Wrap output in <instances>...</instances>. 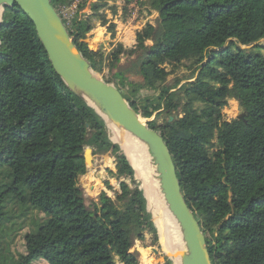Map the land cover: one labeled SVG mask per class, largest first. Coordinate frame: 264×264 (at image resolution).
Masks as SVG:
<instances>
[{"label": "trees", "instance_id": "trees-1", "mask_svg": "<svg viewBox=\"0 0 264 264\" xmlns=\"http://www.w3.org/2000/svg\"><path fill=\"white\" fill-rule=\"evenodd\" d=\"M51 1L92 68H108L132 107L154 117L213 264H264V0H125L157 23L105 54L100 33H88L98 21L116 36V0ZM75 3L68 22L62 9ZM0 36V264H140L134 242L149 233L156 244L159 233L129 159L56 73L19 5L4 10ZM123 56L136 57L139 79L114 72ZM230 97L245 115L236 122L222 113ZM88 147L115 157L108 172L119 181L90 205L79 184Z\"/></svg>", "mask_w": 264, "mask_h": 264}, {"label": "water", "instance_id": "water-1", "mask_svg": "<svg viewBox=\"0 0 264 264\" xmlns=\"http://www.w3.org/2000/svg\"><path fill=\"white\" fill-rule=\"evenodd\" d=\"M16 4L34 23L54 70L66 85L96 110L109 130L113 125L145 145L164 202L180 229L183 241L179 250L180 264H213L206 235L186 201L173 155L160 131L149 126L115 83L100 77L92 68L89 60L77 49L63 17L51 0H0V30L4 10ZM244 116L242 113L239 119ZM84 155L89 166L93 149L88 147ZM135 176L137 178L136 171ZM93 186L91 183L90 188Z\"/></svg>", "mask_w": 264, "mask_h": 264}, {"label": "rangeland", "instance_id": "rangeland-1", "mask_svg": "<svg viewBox=\"0 0 264 264\" xmlns=\"http://www.w3.org/2000/svg\"><path fill=\"white\" fill-rule=\"evenodd\" d=\"M112 3L113 2H111V4ZM116 3L119 7V12H120V16H117L114 19L118 23L117 39L122 41L127 46L135 44L136 42L135 30L136 29L142 28L146 24L147 21H150L154 24L157 23V16H158L157 13L153 15H148L146 12L139 13L138 7L135 3H132L131 5L127 6V8L125 9V0H116ZM62 12L64 14L65 13L70 14L72 12V9L63 8ZM122 13H124L125 15ZM109 17L111 18V14L109 15ZM107 27L108 25L101 26L99 22L97 21L94 27L96 29L93 28L94 30L88 33V38H90L91 33L100 31V35H97V37L94 40H95V43L103 45V49L105 51L102 54H105L107 52L108 46H109L106 42L108 41L110 37V34L107 33ZM102 30L104 31L103 36H102V33H103ZM101 36H102L103 42L101 41ZM132 37H134L135 41H133ZM87 39H86V42H87V45H89ZM261 44L262 45L264 44V39L261 40ZM245 47L251 48L252 46H245ZM117 71H122L124 72L125 75L132 77L135 80L139 79L140 77L138 74L136 57L123 56L118 67L114 70V72H117ZM186 72H187L186 68L183 67L179 70V72L176 75L182 76ZM98 74L100 77L104 78L105 80H112L113 83L120 84L119 79L114 78L112 74L110 73L109 69L106 67H103L102 72ZM174 78H175V75H171L169 77V81L173 82ZM185 82L186 80L182 81V83H185ZM222 113H223L224 118L228 120L229 122H233V121L236 122L239 120V117L243 113V111L240 108L237 99L234 97H230L228 99L227 105L222 108ZM153 119L154 117L150 119L145 118V120L148 122ZM162 121L163 119L160 118L159 122L161 123ZM108 169L115 170V157L110 154H102V153L93 154V160H92V163L89 164L88 166V172L84 175H81L79 179V184L83 189L84 196L86 198V203L88 205H90L92 201L98 202L99 195L102 191H106L110 195H113V191L107 188L108 183H110L116 188L119 187V181L117 180L116 177L112 176L108 172ZM139 182L141 181L139 180ZM91 183H93L94 185L92 189L90 188ZM102 185L104 189L101 190ZM153 220H154V216H153ZM158 233H159L158 243L156 244L153 243V236L147 233L145 241L136 240L134 242L133 250H136L137 248L140 249V258L141 256L144 255V258L148 260V258L146 257L151 258L152 256L154 258V259H151L153 264H156V262H158V264H164L166 260L165 259L166 256L172 259L174 264H176L175 263L176 256L171 255L170 253H167L163 247V240L160 235L159 229H158ZM18 248L20 251L23 250L21 243H19ZM33 264H47V262L44 260H38L34 262ZM118 264H121V262H119Z\"/></svg>", "mask_w": 264, "mask_h": 264}, {"label": "bare ground", "instance_id": "bare-ground-1", "mask_svg": "<svg viewBox=\"0 0 264 264\" xmlns=\"http://www.w3.org/2000/svg\"><path fill=\"white\" fill-rule=\"evenodd\" d=\"M110 133L111 138L124 148L130 163L136 171L137 178L141 181L142 189L148 201V208L154 216L165 251L175 255V263L180 264L178 253L183 243L180 229L164 202L158 180L155 178V170L150 163V156L145 145L113 125Z\"/></svg>", "mask_w": 264, "mask_h": 264}, {"label": "crops", "instance_id": "crops-1", "mask_svg": "<svg viewBox=\"0 0 264 264\" xmlns=\"http://www.w3.org/2000/svg\"><path fill=\"white\" fill-rule=\"evenodd\" d=\"M111 13H109V15H110ZM117 16H120V14L119 15H116L115 17L111 14V18L109 17V19H110V21L111 22H114V23H116V36L112 39L111 38V34L108 32V29H107V33H109L110 34V37H109V39H108V41H106L107 42V44L109 45L108 46V50H107V52L111 49V46H110V42L111 41H114V42H120V43H123L122 41H120V40H118L117 39V29H118V23L114 20ZM101 28V27H100ZM96 29V28H95ZM139 29V28H138ZM103 31V30H102ZM136 31H137V29L135 30V40H136ZM96 32H98V33H100V31H96ZM95 32V33H96ZM98 35V34H97ZM104 35V31H103V33H102V36ZM102 36H101V41H102ZM132 39H133V41H135L134 40V37H132ZM103 42V41H102ZM134 43V42H133ZM136 43V42H135ZM124 44V43H123ZM125 45V44H124ZM135 44H133V45H130V46H127V45H125V47H133ZM137 251H139V253H140V249L139 248H137L136 249ZM146 258H148V260L147 259H145L144 258V255L143 256H141V258H140V264H153L152 263V261H151V259H154L152 256H151V258H149V257H146ZM156 264H158V262H156Z\"/></svg>", "mask_w": 264, "mask_h": 264}, {"label": "built area", "instance_id": "built-area-1", "mask_svg": "<svg viewBox=\"0 0 264 264\" xmlns=\"http://www.w3.org/2000/svg\"><path fill=\"white\" fill-rule=\"evenodd\" d=\"M76 3L71 7V9H72V12L70 13V14H67V13H63L62 12V14L64 15V17L68 20V22H70L71 21V19H72V17L74 16V14H75V12H76Z\"/></svg>", "mask_w": 264, "mask_h": 264}]
</instances>
